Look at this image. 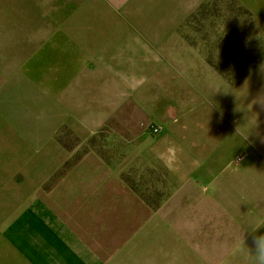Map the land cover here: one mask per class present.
Instances as JSON below:
<instances>
[{
	"label": "crops",
	"instance_id": "0c3cea01",
	"mask_svg": "<svg viewBox=\"0 0 264 264\" xmlns=\"http://www.w3.org/2000/svg\"><path fill=\"white\" fill-rule=\"evenodd\" d=\"M234 1L264 28V0ZM208 2L0 0V264H255L264 56L235 84V115H219L206 89L225 78L179 35ZM113 120L171 190L103 254L76 215L112 210L114 177L61 174L81 145L56 137L88 138ZM77 184L103 188L67 186Z\"/></svg>",
	"mask_w": 264,
	"mask_h": 264
},
{
	"label": "rangeland",
	"instance_id": "374dc122",
	"mask_svg": "<svg viewBox=\"0 0 264 264\" xmlns=\"http://www.w3.org/2000/svg\"><path fill=\"white\" fill-rule=\"evenodd\" d=\"M216 33L220 34V38H217ZM179 35L209 53L210 64L225 78V83L220 82L218 88H214V84L209 85L206 89L209 99L219 115H235V84L264 56L262 25L234 0H209L189 19ZM246 94L248 87H243V96ZM243 104L248 105V102L243 101ZM109 126L111 130L104 128L88 138L69 130H62L56 137L57 142L69 151L81 145L61 174L91 176L99 180L106 176L114 177L106 189L108 193L112 192V210L98 208L89 215L87 213L90 210L85 208L81 214L76 215L79 233L103 254L119 244L171 190V185L164 182L159 173L147 169L139 162L134 147L127 143L128 137L122 134L121 124L113 120ZM76 163H82L81 167L74 169ZM121 178L126 183L119 182ZM153 181L159 183L154 184ZM97 185L67 186L86 192L94 190L96 186L99 192L102 191L103 187ZM72 211L73 206L69 213Z\"/></svg>",
	"mask_w": 264,
	"mask_h": 264
},
{
	"label": "clouds",
	"instance_id": "9594fccd",
	"mask_svg": "<svg viewBox=\"0 0 264 264\" xmlns=\"http://www.w3.org/2000/svg\"><path fill=\"white\" fill-rule=\"evenodd\" d=\"M255 256V264H264V237L258 240L257 253Z\"/></svg>",
	"mask_w": 264,
	"mask_h": 264
},
{
	"label": "built area",
	"instance_id": "2783aa9c",
	"mask_svg": "<svg viewBox=\"0 0 264 264\" xmlns=\"http://www.w3.org/2000/svg\"><path fill=\"white\" fill-rule=\"evenodd\" d=\"M152 132L153 134H158L160 132V128L159 127H153L152 128ZM242 159V157H238L237 160L240 161Z\"/></svg>",
	"mask_w": 264,
	"mask_h": 264
},
{
	"label": "trees",
	"instance_id": "16d2710c",
	"mask_svg": "<svg viewBox=\"0 0 264 264\" xmlns=\"http://www.w3.org/2000/svg\"><path fill=\"white\" fill-rule=\"evenodd\" d=\"M203 7H204V5H203L200 9H202ZM200 9H199V10H200Z\"/></svg>",
	"mask_w": 264,
	"mask_h": 264
}]
</instances>
